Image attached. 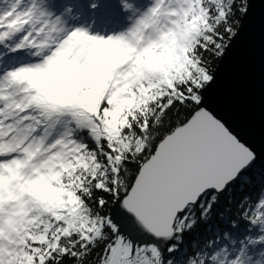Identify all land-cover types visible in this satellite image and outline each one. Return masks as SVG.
<instances>
[{"label":"snow or ice","instance_id":"snow-or-ice-1","mask_svg":"<svg viewBox=\"0 0 264 264\" xmlns=\"http://www.w3.org/2000/svg\"><path fill=\"white\" fill-rule=\"evenodd\" d=\"M264 0H0V264H264V167L209 107Z\"/></svg>","mask_w":264,"mask_h":264},{"label":"water","instance_id":"water-1","mask_svg":"<svg viewBox=\"0 0 264 264\" xmlns=\"http://www.w3.org/2000/svg\"><path fill=\"white\" fill-rule=\"evenodd\" d=\"M216 70L208 105L253 148L258 164L264 158V4L253 5Z\"/></svg>","mask_w":264,"mask_h":264},{"label":"trees","instance_id":"trees-1","mask_svg":"<svg viewBox=\"0 0 264 264\" xmlns=\"http://www.w3.org/2000/svg\"><path fill=\"white\" fill-rule=\"evenodd\" d=\"M218 63H219V61H217L216 69L218 68ZM256 167H257V170H259L260 168L264 167V158L259 161V163L256 165Z\"/></svg>","mask_w":264,"mask_h":264}]
</instances>
